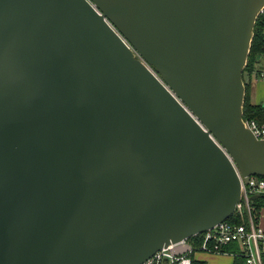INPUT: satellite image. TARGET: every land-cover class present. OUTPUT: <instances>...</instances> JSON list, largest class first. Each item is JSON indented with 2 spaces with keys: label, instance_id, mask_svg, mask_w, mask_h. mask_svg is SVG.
Here are the masks:
<instances>
[{
  "label": "water",
  "instance_id": "1",
  "mask_svg": "<svg viewBox=\"0 0 264 264\" xmlns=\"http://www.w3.org/2000/svg\"><path fill=\"white\" fill-rule=\"evenodd\" d=\"M263 8L0 0V264H138L228 218L241 181L211 133L264 174L243 121Z\"/></svg>",
  "mask_w": 264,
  "mask_h": 264
},
{
  "label": "built area",
  "instance_id": "2",
  "mask_svg": "<svg viewBox=\"0 0 264 264\" xmlns=\"http://www.w3.org/2000/svg\"><path fill=\"white\" fill-rule=\"evenodd\" d=\"M263 75L264 70H257V78ZM243 121L257 138L264 139V117L243 116ZM211 136L225 150L239 175L241 196L236 203L234 211L245 212L246 221L235 222L225 218L204 231L162 246L138 264H163L165 260L167 264H191V253L194 249L229 252L230 249L227 245L231 242H238L240 244V253L245 257L247 264H264V229L259 224L258 217L253 215L251 204L253 199L251 197L252 194H264V174H250L248 179L245 180L229 152L212 133ZM199 235H201V238L197 241L196 239Z\"/></svg>",
  "mask_w": 264,
  "mask_h": 264
},
{
  "label": "trees",
  "instance_id": "3",
  "mask_svg": "<svg viewBox=\"0 0 264 264\" xmlns=\"http://www.w3.org/2000/svg\"><path fill=\"white\" fill-rule=\"evenodd\" d=\"M262 54L264 55V8L260 13L258 14L255 24H254V33L251 40L250 50L247 57V62L244 66L243 70V77L244 73L246 71H251L255 67V61L257 58V55ZM245 81V98L243 102V116L244 117H257L262 118L264 117V103H252L249 99L248 95V82ZM252 213L255 215V217H258L259 209L262 205H264V194L259 193L258 196L252 199ZM227 219L235 221V222H241L246 221V213L245 212H239L234 211ZM201 238V235L197 236V241H199ZM229 248V244L227 245ZM231 249L233 247L230 246ZM233 250H236L234 248ZM264 259V255H263ZM191 264H204L203 261L192 258ZM234 264H247L245 261V257L240 253V249L236 251V257L234 260Z\"/></svg>",
  "mask_w": 264,
  "mask_h": 264
},
{
  "label": "crops",
  "instance_id": "4",
  "mask_svg": "<svg viewBox=\"0 0 264 264\" xmlns=\"http://www.w3.org/2000/svg\"><path fill=\"white\" fill-rule=\"evenodd\" d=\"M254 67L253 70L244 73V78L248 82L249 99L252 103H264V75L260 78L256 77L257 70H264V55H257ZM258 221L264 229V205L259 209ZM230 246L236 250L231 249ZM229 249V252H215L196 248L192 251L191 258L201 260L204 264H234L236 251L240 249V244L231 242Z\"/></svg>",
  "mask_w": 264,
  "mask_h": 264
},
{
  "label": "rangeland",
  "instance_id": "5",
  "mask_svg": "<svg viewBox=\"0 0 264 264\" xmlns=\"http://www.w3.org/2000/svg\"><path fill=\"white\" fill-rule=\"evenodd\" d=\"M246 75V74H245Z\"/></svg>",
  "mask_w": 264,
  "mask_h": 264
}]
</instances>
